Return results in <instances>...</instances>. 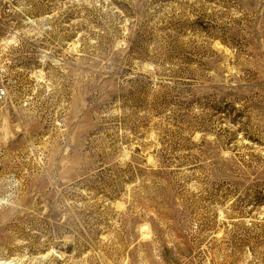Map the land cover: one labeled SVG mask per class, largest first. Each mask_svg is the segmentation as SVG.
Listing matches in <instances>:
<instances>
[{
	"label": "rangeland",
	"instance_id": "obj_1",
	"mask_svg": "<svg viewBox=\"0 0 264 264\" xmlns=\"http://www.w3.org/2000/svg\"><path fill=\"white\" fill-rule=\"evenodd\" d=\"M0 264H264V0H0Z\"/></svg>",
	"mask_w": 264,
	"mask_h": 264
},
{
	"label": "built area",
	"instance_id": "obj_2",
	"mask_svg": "<svg viewBox=\"0 0 264 264\" xmlns=\"http://www.w3.org/2000/svg\"><path fill=\"white\" fill-rule=\"evenodd\" d=\"M6 96V88L3 85H0V98Z\"/></svg>",
	"mask_w": 264,
	"mask_h": 264
}]
</instances>
